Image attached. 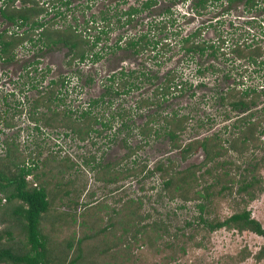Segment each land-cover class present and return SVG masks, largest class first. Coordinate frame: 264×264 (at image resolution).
I'll return each instance as SVG.
<instances>
[{
    "label": "rangeland",
    "instance_id": "rangeland-1",
    "mask_svg": "<svg viewBox=\"0 0 264 264\" xmlns=\"http://www.w3.org/2000/svg\"><path fill=\"white\" fill-rule=\"evenodd\" d=\"M27 1L36 4V13L31 19L38 17L40 21H48L47 26L56 29L62 37L75 33L79 39L87 33L94 34L95 31H87L86 26L97 22L95 25L101 27V12L117 8L120 0L102 3L97 0L95 4L92 0H69L74 13L65 10L67 0ZM157 3L152 8V12L158 13L152 18L154 24H164L166 18L162 11L170 5L174 10L172 17L176 18L173 27L181 26L183 33L199 27L200 35L196 39L225 46L226 54L217 57L183 55L173 44L171 46L173 35L169 33L168 50L160 51L157 57H153L156 50H145L133 63L123 56V51H118L94 66L76 61L67 65L69 48L66 45H51L40 51L28 42L19 43L20 40L12 48L10 63L0 59V167L9 166L13 161L19 165L36 164L35 177L27 179L44 185L48 193L49 208L40 223L46 237L47 264H67L78 254L79 259L73 264H264V250L256 256L264 247L261 236L249 230L226 227L209 230L199 222L196 201H185L163 188L159 172L151 170L157 162L167 163L168 160H173L174 169L196 165L204 158L202 149L181 158L163 129L158 130V134L153 132L147 141L138 135V128L149 114L157 112L154 127L159 129L164 126V116H169L172 110L190 117L186 129L179 134L182 143L215 132L222 139H231L237 131L234 124L238 123V117L260 120L264 133V93L245 112L223 105L214 97L226 85L222 80L226 71L230 75L227 82L230 88L237 84V87L245 85L260 91L259 87L264 85L262 64H247L228 52L234 40L244 38L262 47L258 61L264 57V0H259L260 7L256 9H247L244 0L229 4L219 0L195 14L190 9L191 0L173 3L157 0ZM86 20L92 22L87 24ZM2 27L12 30L13 26L5 24L0 16ZM115 33L116 30L112 31L111 38ZM121 58H126L125 66L131 62L134 67L148 69L156 78L129 86L127 93L114 97L112 103L94 104L90 115H94L98 123L91 122L93 130L84 139L66 126H58L63 120L62 110L71 109L72 117H79L89 102L99 97L103 90L100 83L107 82L106 70L118 68L123 61ZM35 61H38L37 69L27 68L33 67ZM86 66L89 71L84 70ZM200 67L202 71L198 72ZM168 68H176L183 74L188 81L185 89L169 93L160 107L154 104L147 107L144 100L154 96L155 87ZM75 69L100 76L101 82L82 87L81 82L72 78L71 83L68 81L67 87H63L67 89L61 93V105L59 97L48 105L43 96V105L38 109L31 105L38 94L51 87V79L66 77ZM52 87L60 88L58 83ZM200 121L201 126H196ZM135 145L141 146L133 151ZM260 155L261 150L252 148L243 155L229 150L224 158L244 166ZM235 165L231 166V171L238 174L241 169ZM205 168L199 169L197 175L204 173ZM109 176L114 178L109 180ZM259 176L262 190L245 206L264 227V168L260 169ZM203 179L202 185L212 181L208 175ZM232 186L231 193L227 191L224 196L212 197L210 213L205 214L209 219H224L243 206L235 193L238 185L233 183ZM129 204L132 213L126 208ZM4 207L0 209V246L20 251L28 249L21 223ZM7 231L12 232V238Z\"/></svg>",
    "mask_w": 264,
    "mask_h": 264
},
{
    "label": "trees",
    "instance_id": "trees-1",
    "mask_svg": "<svg viewBox=\"0 0 264 264\" xmlns=\"http://www.w3.org/2000/svg\"><path fill=\"white\" fill-rule=\"evenodd\" d=\"M179 0H172L176 2ZM184 1V0H181ZM219 0H191V12H200V9H204L210 3H214ZM227 3H232L233 1L239 0H226ZM242 1V0H241ZM127 3V0H121L119 3ZM247 9H256L260 7L257 4L259 0H244ZM156 0H142L136 4H128L127 7H120L117 9L112 8L107 12H104L102 20L105 21L103 28L100 32L103 34H108L115 28H122L116 36L114 45H107L104 43L100 47V51L95 50L98 47V42L101 40L100 34H97L94 39H87L80 37L79 39L76 34L68 35V37H62L56 29L44 27L40 32V37L43 41L47 43H63L70 48V59L71 62L74 59L78 61L84 60V58L91 55L93 62H96L98 58L102 55L104 48H120L124 47L127 50H131L134 54H141L145 50H156L153 57H157L160 51L164 49L168 50L170 48V43L167 39L169 38V33H171L172 43L176 47V51H181L183 55L194 57V55H207L209 57H217L219 54L224 56L226 52L224 47L220 44L209 43L204 39H196L200 35V28L195 27L189 32L183 33L181 26H172L176 22V18L172 17L173 7L167 6L162 11V16L165 19L164 24L156 25L152 18V8ZM1 13L8 17L10 20L15 21L16 18L22 20V24H30L32 28L34 26H43V22L31 19V17L36 13L33 8L18 10V11H6L0 7ZM157 15V14H156ZM184 15V14H183ZM148 18L146 21L144 18ZM31 20V21H30ZM113 21V23H112ZM167 23V24H166ZM45 24V23H44ZM140 24L147 25L145 29H139ZM132 31V35L129 33ZM159 32L161 35L157 36L155 33ZM122 37H125L124 40ZM31 39V37H29ZM174 38V41H173ZM17 40L10 38L6 39L3 32H0V49L4 54H8L9 48L16 44ZM121 42V45H119ZM44 43V42H43ZM119 43V44H118ZM227 46V45H226ZM105 50V49H104ZM228 52L236 54L240 59L246 58L247 64L264 66V57L259 61L258 56L261 55L262 47L257 43H252L251 41L234 40L232 45L228 46ZM228 54V53H227ZM9 57V56H8ZM225 60L229 58L224 57ZM140 75H145L148 73L146 71L140 72ZM201 72V67L197 70ZM131 72H122L119 76L120 86H125L127 83L130 88L133 86L134 81ZM114 75L110 77L109 80L114 79ZM134 77V76H133ZM156 78L155 74L146 75L145 80L151 82ZM176 78H179L176 81ZM161 82L155 87L154 96L152 98H146L144 100L147 107L155 105L160 107L162 100L171 93L172 91L183 92L188 81L183 77V74L177 72V69H167V71L160 77ZM222 80L226 84L222 89H220L216 94L215 98L218 99L223 105H229L232 109H237L239 111L245 112L251 108L255 103L257 97L264 93V85L259 87L260 91H257L256 87H249L243 85L242 87H237V84L232 85L231 88L227 82L230 80V75L228 71L223 73ZM116 80L113 81L110 87L104 91L99 97L93 98L89 104L88 108L84 109L78 116L72 117L71 109L62 110L63 120L58 124V126H66L72 132L78 135V138L84 139L88 133L93 130L91 127V122L98 123L95 116L90 115L92 113L91 107L99 102H104L106 100H112L110 97V92H117L113 85ZM63 86V81L60 83ZM58 90V89H57ZM159 95V97H158ZM106 96V99H105ZM108 96V97H107ZM113 96V95H111ZM58 98L59 96L56 95ZM141 105V104H140ZM138 105V106H140ZM142 106V105H141ZM68 110V111H67ZM56 113V112H54ZM149 114L146 121L138 129V135L142 136L141 139L147 141V138L154 132L158 134V130H164L167 138L170 140L171 146L179 151L181 158H186L190 154L196 152L199 148L202 149L204 153L203 160L196 164L186 167L185 169H174L173 160H168L167 163L157 162L153 168L152 172H159V177L163 188L172 192L181 199L196 201L195 206L199 211V222L202 223L209 230H215L222 227L234 228L238 231L249 230L264 239V227L262 224L254 217L251 216L250 211L245 206L249 201L255 199L258 192L262 190L263 184L259 176V171L264 168V133L263 129H260V120H252L251 117H238L237 122L234 124L237 131L231 139L227 137L221 138L218 133H213L211 135L204 136L203 138H194L187 142L182 143L179 141V134L186 129V122L190 119L188 114H179L177 111L172 110L168 115L164 116V126L159 129H155V119L154 114ZM250 116L252 113H249ZM86 119L87 123H84ZM93 119V120H92ZM103 126H107L106 123L101 122ZM202 122H197L196 126H201ZM263 134V137H261ZM126 144V143H125ZM141 145H135L133 151L140 148ZM261 150V155L253 157L254 160L248 161L244 166L235 165L236 163L224 158V155L229 150L237 152L239 155H243L247 150L250 149ZM131 153V151H130ZM221 158H224L220 160ZM237 169H241L240 173H235L231 171V166ZM145 166V164L143 165ZM142 166V167H143ZM206 166L204 173L197 175V171L202 167ZM36 164L26 163L25 165L20 164L16 161L10 163L9 166L0 167V209L4 206L8 207L11 215L21 223V228L24 233L26 242L28 244V249L20 251L14 249L10 246H0V263H13V264H47V244L46 237L41 230V220L44 213L47 212L49 208V199L46 187L44 185L38 184L35 181L27 179L28 176H32L33 169ZM13 170V171H12ZM108 171V170H107ZM106 171V172H107ZM106 174V173H105ZM210 176L211 182H205L203 185L201 181L204 180L205 175ZM238 177V179H236ZM112 180V176L108 177ZM238 185L235 193L240 196V203L243 204L241 208H237L234 212L225 217L224 219L213 218L209 219L205 215L210 213V208L212 204V197L214 196H224L233 191L232 184ZM216 188V191H215ZM5 208V207H4ZM130 212V204L126 206ZM138 209V208H136ZM7 210V209H6ZM8 237L12 238V232L7 231ZM264 247H262L257 257L259 256ZM80 254L75 258L70 260L67 264H73L79 259Z\"/></svg>",
    "mask_w": 264,
    "mask_h": 264
},
{
    "label": "flooded vegetation",
    "instance_id": "flooded-vegetation-1",
    "mask_svg": "<svg viewBox=\"0 0 264 264\" xmlns=\"http://www.w3.org/2000/svg\"><path fill=\"white\" fill-rule=\"evenodd\" d=\"M16 1H18V2H20V3H15ZM85 2L87 1H89V0H84ZM97 0H92V2L95 4V2H96ZM98 1H101L100 3H102L104 0H98ZM121 1V0H120ZM140 1H142V0H138V2H140ZM179 1H181V0H179ZM184 1H186V0H184ZM29 1H27V0H0V7L1 8H3V9H5L7 12L8 11H10V10H12V11H18V10H25V9H30V8H35V6H36V4H31V3H28ZM138 2H136V3H138ZM136 3H130L129 1H127V3H125L126 5H128V4H136ZM173 3V2H172ZM83 4H84V2H83ZM124 4V3H123ZM157 0H156V3L154 4V6L153 7H156L157 6ZM64 5H65V10L66 11H69L70 13H74L75 12V10H72V8L70 7V1L69 0H67L65 3H64ZM87 7H88V4L86 5ZM83 7V6H82ZM120 7H123V5H122V2L121 3H119L118 2V8H120ZM127 7V6H126ZM117 9V8H116ZM35 10V9H34ZM103 12H101V15H100V17H99V19H100V21L102 22V26L100 27V26H98V25H95V23H97V22H95L94 23V25H92V26H86V29H87V31H90V30H93V31H95V33L94 34H90V33H87V35H84L83 36V38H87V39H94L95 37H96V35L97 34H100V37H101V40L98 42V47H95L94 49L95 50H97V51H100V47L101 46H103L104 45V43H107V45H114L115 44V39H116V36L118 35V33H119V31H121V29L120 28H115L113 31H115L116 30V33H115V35H114V37L113 38H111V33H112V31H110L108 34H103L102 32H100V29L101 28H103V25H104V23H105V21H103L102 20V17L101 16H103ZM158 14V13H157ZM152 15H155L156 16V14L154 13V12H152ZM0 16L2 17V19H3V22L6 24H12V30H9V29H7L6 27H2V28H0V32H3L4 33V35H5V37H6V39L7 40H9L10 38H12V39H15V40H17V42L19 41V43L20 42H28V43H30V45L31 46H33V47H38V50H40V51H43V50H47L48 48H50V46L51 45H58V44H60V43H47V44H45L46 42L45 41H43V38H41L40 37V32H41V30L44 28V27H47V22L48 21H40L39 19H38V17H36V18H34L33 20H37V21H39V22H43V26H38V25H36V26H34V28H32L31 26H30V24L28 23V24H22V20L20 19V18H16L15 19V21H12V20H10L8 17H5L2 13H1V11H0ZM148 18H144V20L146 21ZM31 21V20H30ZM89 22H92V20H86V23L88 24ZM45 23V24H44ZM112 23H113V21H112ZM167 24V23H166ZM141 26V27H140ZM144 26H147V25H145V24H140L139 25V29H145L144 28ZM132 31L133 30H131V33H132ZM129 33H130V30H129ZM130 33V35H132ZM75 34V33H74ZM159 35H161V34H159ZM29 37H31V39L29 38ZM124 38L125 37H122V39L124 40ZM16 42V43H17ZM44 42V43H43ZM62 45H65V44H63V43H61ZM119 44V43H118ZM15 45L16 44H14V46L12 47H10L9 48V52H8V54L6 55V54H4L2 51H1V49H0V59L2 60V61H4V62H7V63H10L11 61H12V58H13V54L11 53V51H12V48H14L15 47ZM119 45H121V42H120V44ZM67 46V45H66ZM68 47V46H67ZM69 48V47H68ZM43 49V50H42ZM105 49V50H104ZM103 49V52H102V55L98 58V60L96 61V62H93L92 61V59H91V55L92 54H90L89 55V57H86V58H84V60H82V61H78V59L76 58V59H74V60H72L71 62H69V59H70V55H71V52H70V48H69V59H68V61L66 62V64L67 65H71V64H74L73 62L74 61H76V62H81V64H85V63H88V64H86L87 66H94V65H96L97 64V62H99V61H103V62H105L109 57H110V55L112 54V53H115V52H118V51H123V53H124V55L123 56H126V57H128L129 58V60H132L131 62L133 63L134 61V59H136V58H138L139 57V55H137V54H134V53H132L131 52V50H127V49H125L124 47L122 48V47H118V48H104ZM9 54H12V55H9ZM159 54V53H158ZM230 54H232V53H230ZM9 56V57H8ZM225 59V58H224ZM240 59V58H239ZM243 60H245L246 58H242ZM121 60H123L122 61V64L118 67V68H115V69H107L106 70V74H105V79H106V83L105 84H102V83H100V86L102 87L103 86V90L101 91V93H100V95L99 96H101V94L102 93H104V91L106 90V89H108V87H110L109 85H111L112 83H113V81L114 80H116V82H115V84L113 85V88H115V90L117 91V92H110V94L111 95H113V96H111L110 95V97H112V99L114 98V97H121V95H123V94H126L127 93V91H128V87H129V85L127 84H125V86H127V88L126 87H124V86H122V87H118V86H120V79H119V76L121 75V73L124 71V72H131V74L134 76H132V78L130 79L131 81H134V84H133V86L137 83L138 85L139 84H143V83H145V82H148L147 80H145V78H146V75H148V74H150V73H145V75H140V73H139V71L138 70H140V72H143V71H146V72H148V69L147 70H145V69H142V68H138V67H134V65H132V63L130 62V65L129 66H125L124 65V61L126 60V58H121ZM246 61V60H245ZM37 63H38V61H35V62H32V64H33V67H27V68H31L32 70L34 69H37ZM86 66V69H84V70H86V71H89V69H88V67ZM137 66V65H136ZM126 67H128V68H126ZM169 69V68H168ZM167 71V70H166ZM165 71V72H166ZM164 72V73H165ZM163 73V74H164ZM70 74H72V75H70ZM69 75H67L66 77L65 76H62V77H60V78H58V79H51L50 80V82H49V84H50V86L51 87H49V89L45 92V93H40V94H38L37 96L38 97H36L35 99H33V101H32V106L35 108V109H38V107H39V105L41 106V105H43L42 104V101H43V99H42V96L44 97V98H46L47 99V104L48 105H50V102H51V100L52 101H54V100H56V95H58L59 96V98H60V105H61V102H62V99H63V97H62V92L63 91H66V89L64 88L63 89V87H67V84H68V81L71 83V81H72V78L74 79V80H76L78 83L79 82H81L82 83V87H91L92 85H95V82L96 81H98V82H101V81H99L100 80V76L99 77H96V75H90L89 73H85V72H82L80 69H75L72 73H70ZM112 75H114L115 77H114V79H111V80H109L110 79V77L112 76ZM154 75V74H153ZM163 76V75H162ZM161 76V77H162ZM98 78V79H97ZM63 81V86H60L61 84V82ZM59 84V89L57 90L55 87H52L53 85H56V84ZM32 86H34V85H32ZM81 87V88H82ZM51 88V89H50ZM67 93V92H66ZM64 95V94H63ZM108 97V96H107ZM117 97V98H118ZM62 98V99H61ZM105 99H106V96H105ZM113 102V100H106V101H104L103 103H112ZM54 104V103H53ZM46 106V108L49 110V106ZM53 112H55V110L53 109ZM37 113H39V112H37ZM1 128V127H0ZM2 129V128H1ZM1 129H0V131H1Z\"/></svg>",
    "mask_w": 264,
    "mask_h": 264
}]
</instances>
